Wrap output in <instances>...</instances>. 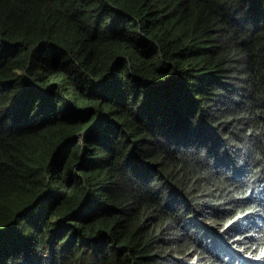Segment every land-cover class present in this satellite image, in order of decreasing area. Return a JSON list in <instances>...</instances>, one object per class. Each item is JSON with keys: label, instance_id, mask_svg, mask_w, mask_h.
Listing matches in <instances>:
<instances>
[{"label": "trees", "instance_id": "16d2710c", "mask_svg": "<svg viewBox=\"0 0 264 264\" xmlns=\"http://www.w3.org/2000/svg\"><path fill=\"white\" fill-rule=\"evenodd\" d=\"M264 0H0V264H264Z\"/></svg>", "mask_w": 264, "mask_h": 264}, {"label": "snow or ice", "instance_id": "6c2138e0", "mask_svg": "<svg viewBox=\"0 0 264 264\" xmlns=\"http://www.w3.org/2000/svg\"><path fill=\"white\" fill-rule=\"evenodd\" d=\"M261 255L264 256V252H262Z\"/></svg>", "mask_w": 264, "mask_h": 264}]
</instances>
